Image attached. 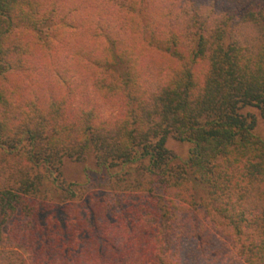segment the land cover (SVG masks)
Returning <instances> with one entry per match:
<instances>
[{
  "label": "trees",
  "instance_id": "1",
  "mask_svg": "<svg viewBox=\"0 0 264 264\" xmlns=\"http://www.w3.org/2000/svg\"><path fill=\"white\" fill-rule=\"evenodd\" d=\"M0 264H264V0H0Z\"/></svg>",
  "mask_w": 264,
  "mask_h": 264
},
{
  "label": "rangeland",
  "instance_id": "2",
  "mask_svg": "<svg viewBox=\"0 0 264 264\" xmlns=\"http://www.w3.org/2000/svg\"><path fill=\"white\" fill-rule=\"evenodd\" d=\"M167 147L172 150L173 152L179 154V155H183L186 153L187 150V146L179 143L173 139H169L167 142ZM69 170H66L65 174L67 175V177H81V171H80V166H71L68 168ZM83 179V178H81Z\"/></svg>",
  "mask_w": 264,
  "mask_h": 264
}]
</instances>
